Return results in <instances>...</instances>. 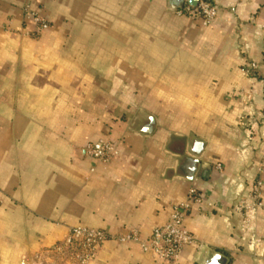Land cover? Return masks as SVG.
I'll list each match as a JSON object with an SVG mask.
<instances>
[{"label":"crops","instance_id":"0c3cea01","mask_svg":"<svg viewBox=\"0 0 264 264\" xmlns=\"http://www.w3.org/2000/svg\"><path fill=\"white\" fill-rule=\"evenodd\" d=\"M206 1L210 26L169 0H0V264H52L76 225L147 239L191 188L204 202L185 225L202 247L157 262L110 239L91 264H204L210 250L264 264V0ZM26 9L50 22L37 38ZM101 138L121 151L108 165L84 151Z\"/></svg>","mask_w":264,"mask_h":264},{"label":"built area","instance_id":"2783aa9c","mask_svg":"<svg viewBox=\"0 0 264 264\" xmlns=\"http://www.w3.org/2000/svg\"><path fill=\"white\" fill-rule=\"evenodd\" d=\"M175 12L204 26H210L219 17L220 10L217 5L200 0L197 6L185 3ZM26 16L34 24V28L27 33L29 37L37 38L50 27L49 20L38 10L26 9ZM251 67H256V64H252ZM251 67H248L245 72L250 73ZM84 151L88 157L105 165L116 161L121 154L118 145L109 138L87 142ZM262 186V180L255 179L250 194L252 200L237 208L245 215L244 226L250 224L252 217L257 214L261 206ZM202 202L204 198L198 194L197 189L191 188L186 201L173 209L170 221L163 226L154 227L147 239L142 238L136 229H131L126 234L114 235L99 227L72 226L63 240L53 248L54 262L52 264H91L98 259L102 245L110 239L120 243L137 242L143 251L157 262H177L188 245L202 247L197 236L185 225V218L190 209L193 205H200ZM259 245H262V241L259 238H253L251 241L253 249Z\"/></svg>","mask_w":264,"mask_h":264},{"label":"water","instance_id":"95a60500","mask_svg":"<svg viewBox=\"0 0 264 264\" xmlns=\"http://www.w3.org/2000/svg\"><path fill=\"white\" fill-rule=\"evenodd\" d=\"M200 0H169V8L171 11L175 12L177 9L182 8L185 3H188L192 6H197ZM149 123L146 124L143 131L145 133H150L152 131V127L154 124V118L152 116H147ZM194 145L191 150L196 155L199 156L203 150V143L200 142L198 139L194 140ZM194 166L192 167V172L195 171L197 163L196 159H193ZM189 178H192L191 175H189ZM227 258L223 256L221 253L210 250L207 252L205 258H204V264H226Z\"/></svg>","mask_w":264,"mask_h":264},{"label":"rangeland","instance_id":"374dc122","mask_svg":"<svg viewBox=\"0 0 264 264\" xmlns=\"http://www.w3.org/2000/svg\"><path fill=\"white\" fill-rule=\"evenodd\" d=\"M248 201H242V203H240L239 205H238V207H240L241 205H243V204H245V203H247ZM250 246H251V242H250ZM252 247V246H251ZM258 247H261L262 248V245L260 246H258ZM253 248V247H252ZM255 250H256V248H254ZM263 249H264V246H263ZM259 250V249H258Z\"/></svg>","mask_w":264,"mask_h":264}]
</instances>
